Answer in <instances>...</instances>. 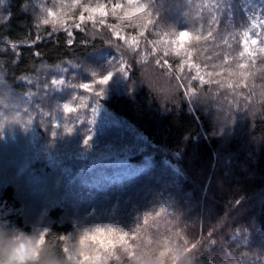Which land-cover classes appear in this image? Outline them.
I'll return each mask as SVG.
<instances>
[{
	"label": "rangeland",
	"instance_id": "374dc122",
	"mask_svg": "<svg viewBox=\"0 0 264 264\" xmlns=\"http://www.w3.org/2000/svg\"><path fill=\"white\" fill-rule=\"evenodd\" d=\"M162 1L145 0L149 3L153 13L155 21L153 27L157 31H180L169 15H162L163 11L159 8V2L162 3ZM29 4L36 32H38L37 38H39L34 42H39L43 39L41 33L47 30L39 26V21L44 16L43 9L53 6L52 0H30ZM2 5L3 3L0 4V19H5L6 14L3 13ZM244 7L247 10V24L245 27L238 25L234 27L235 36H229L233 39H227L229 44L225 45L223 51L221 47L213 48L212 40L201 41L199 45L193 44L190 49L192 52L191 62L201 66V75L206 80L212 79L220 82L209 85H201L198 81L192 83H195L198 90L207 88L213 94L220 95L226 108L246 106L249 103V99L246 97H250L251 103L258 107L259 101L264 99V95H262L264 94V79L259 78L261 72H264V64L259 62L258 69H252V71H257L258 75L257 77H248V87H235L234 89L227 87L229 83L236 85L237 81L242 79L239 75L240 70L235 67L239 62L238 53L242 50L239 46L240 31L248 28L249 21L254 16L264 18V0H245ZM108 25H116L115 32L125 36L128 43L125 44L124 41L117 40ZM84 27L90 36L103 39L109 45L114 46L115 54L112 57H107L108 53L93 56L90 59L93 61L89 62L90 66L87 65L85 68L70 62H63L53 68L43 67L42 75L46 83L43 85V92H39L38 95H35V89H38L40 79L34 81L35 77H29L26 80V83H30L34 89L33 92L24 94L21 99L17 97V94H13V91H9L6 87L3 88V83H0V229H12L9 215L15 213V210L11 204L6 203L2 196L4 188L11 186L25 221L36 225L42 234L52 222L48 216L49 212L59 204L65 205L64 216L74 224L72 237L75 236V240L70 239L69 242L75 255L73 260L77 264H102L112 259L115 260L117 256H121L124 245L130 246L129 250H138L139 253L144 249L147 255L157 249L158 245L162 246L161 250L167 251L166 245L169 244V241L171 244L168 245V251L171 259L169 258L168 262L171 264L173 255L179 253L180 255L173 259L172 263L177 264L178 260L184 259L183 254L186 250H183L185 249L183 244L190 243L187 237L183 236L185 234L183 227L186 224L184 218H188V215L194 210L188 208V204L194 205L198 201L200 209L195 206L194 208H198L199 211L193 215L197 212L200 215L205 199H199L196 193L187 191L193 189L194 184L190 180L189 185L186 186L187 190L178 192L175 198H161L160 196L159 199H156L155 192L149 189L141 192L144 194L148 192L150 195V200L145 201L146 208H142L138 200L132 199L116 213L118 205L114 207H110V205L114 203L115 198L121 197H118L116 193L114 195L107 194L111 184L113 185L115 182L120 184L123 181L131 180L139 174L149 171L157 162L162 165L164 171L169 169L176 180L179 176H184V173L174 162L173 158L176 157V154L172 158L169 152L154 147L129 123L115 116L100 104L101 99L108 98L110 95L130 92L133 94L141 85L147 87L143 82L146 79L165 82L168 77L157 75L161 70L155 65L152 46L143 37H139L135 29L123 26L122 21H117L110 15L105 25L97 23L93 26L88 23ZM189 29L191 30V28ZM133 35H137L139 40L140 55L132 61L125 59L124 63H121L123 59L120 56L121 52L135 46L131 41ZM48 36L50 35L45 34V37ZM152 39H157V37H152ZM205 50H208L209 56H212L213 59L209 60V56L204 58ZM225 54L229 56V64L220 67ZM105 57L108 61L105 60ZM168 59L173 65V82H175L176 74H186L187 76L196 74V68L189 69L187 67V57H184L186 65L183 70L179 69L178 58L170 56ZM124 64H127L128 67L121 71ZM133 64L139 67L141 83L132 80ZM212 65H216V67L213 68ZM226 68L235 74L230 75L225 71ZM153 69L156 71L153 72ZM207 71L221 72L222 75L209 78L206 75ZM109 72H112L113 75L108 83L103 86L99 84L95 86L94 92L100 91L101 95L97 96L94 93L89 95L80 89L79 85L91 84ZM52 80L63 81V83L52 85L50 83ZM185 83L188 84L189 80L185 79ZM164 87H167L166 83H164ZM181 93L192 110L196 111L197 108H200L206 110L205 113L211 114L213 125L218 128L216 132L223 138L231 137L233 133L245 128L247 121L250 120L238 112L231 121H228L216 111V106L213 103H206L201 97L188 96L186 89H181ZM169 95L172 97L176 93L173 90ZM82 98L87 101L88 107L66 117L63 114L62 106L78 104L80 103L79 99ZM167 100V98L164 99V101ZM53 124L58 127L53 128ZM66 126L71 129L70 135L65 134ZM115 130L119 132L114 133ZM53 133L55 136L52 135ZM137 156L141 157L139 163L131 160ZM33 163L34 166L30 169L28 164ZM42 166L46 169L49 168L51 172L57 171L58 175H61L59 182L54 181L56 178L48 177V175H43L42 178ZM85 172H87L86 177L81 179ZM78 177L79 181L81 179L80 182H85L92 189L88 194L89 198H84L81 194L84 188L75 186ZM74 189L78 192L77 197H72ZM98 191L105 193L99 194ZM193 191L195 190L193 189ZM92 197H96V199ZM133 197L135 196L132 195L129 198ZM72 198H76V200L74 201L75 205L71 207L68 203ZM133 200L136 202L134 203ZM211 202H214L212 198H208L205 201V207L210 206ZM156 212H159L160 215L157 216ZM200 220H203L202 216ZM97 228H110L115 231L112 234L107 231L100 234L95 233L94 230ZM180 228H182V233L179 232ZM127 232L129 234L121 241L120 236ZM85 233L89 236L94 234L95 240L86 239ZM235 234L246 235L244 231H236ZM4 235L5 238L12 237V244H21L28 249L31 246L30 241L21 239L17 233L13 235L10 232ZM37 236L39 235L37 234ZM82 239L84 240L83 244L80 243ZM174 240H177L174 246L180 244L181 248H178V251L173 249L172 242ZM105 251L112 252L111 259L103 256ZM216 253L217 251H214V255ZM97 256H100L101 259L97 260ZM84 257H90V259ZM204 260L195 261V263L193 259L186 258L180 264H208ZM256 261L258 262L256 264H264L261 259ZM209 264L221 263L216 261Z\"/></svg>",
	"mask_w": 264,
	"mask_h": 264
},
{
	"label": "trees",
	"instance_id": "16d2710c",
	"mask_svg": "<svg viewBox=\"0 0 264 264\" xmlns=\"http://www.w3.org/2000/svg\"><path fill=\"white\" fill-rule=\"evenodd\" d=\"M29 3L30 0H4L1 7L6 18L0 19V83H3V88L6 87L13 91V94H17L18 98L21 99L24 94L33 92L31 84L26 83L29 77H35L34 81L40 79L35 95L43 92V85L46 83L42 75L43 67L53 68L63 62H70L85 68L87 65L90 66L89 62L93 61L90 60L93 56L108 53L107 57H112L115 54L114 46L103 39L90 36L87 32L75 33L71 47L66 45L68 37L63 31L45 37V34H48L46 30V33H41L43 39L34 42L38 32ZM159 3L162 15H169L180 30L188 28L193 30L199 27L206 35L211 16L217 17L218 33L209 40H212L213 48L221 47L222 51L228 43H225V39H233L229 36H235L234 27L236 25L245 27L247 24L245 0H163ZM205 3H212L214 6L210 9L204 8L202 5ZM196 17L202 19H195ZM209 55L208 50H205L204 58ZM140 78L139 67L133 64L132 80L141 83ZM130 93L110 95L101 99L100 104L129 123L154 147L169 152L172 158L176 154L174 162L179 165L186 177L179 176L176 180L169 169H165L168 171L165 172L162 165L154 163L149 171L131 180L111 184L107 194L116 193L121 198H115L110 207L118 205V209L115 210L118 213L125 203L136 199L142 208H146L145 201L150 200V195L148 192L146 194L141 192L151 189L155 192L156 199L160 196L171 199L175 198L178 192L187 190L186 186L191 180L195 191L193 189L187 191L194 192L199 199L205 200L200 215L198 212L193 215L200 209L198 201L194 205L188 204V208L194 210H191L188 218H184L186 224L183 233L187 234L190 241L186 243L191 244L193 236H199L201 230L206 236L210 234V240L214 242L202 247L199 258L193 262L205 259L204 262L208 264L216 261L221 264H239V260L243 258L244 245L247 246L249 253L255 254V261L261 259V254H264V115L254 123L251 119L248 120L245 128L233 133L231 137L223 138L217 134L218 128L213 125L211 114L197 107L196 111L192 110L182 93L172 97L168 95L167 101L144 85L133 94ZM131 160L139 163L141 157L137 156ZM33 166L34 163L28 164L30 169ZM54 172L42 166V178L43 175H48L59 182L61 175L59 176L57 171ZM86 175L87 172L81 179ZM80 181L78 177L75 186L84 188L81 194L84 198H89L88 194L92 189ZM132 195L135 197L130 199ZM2 196L7 204L12 205L15 213L9 215L12 229H0V264H77L73 260L75 255L69 242L74 232V224L64 216L65 205L59 204L49 212L48 216L52 222L42 234L36 225L25 221L11 186L4 188ZM77 196L78 192L74 189L72 197ZM208 198H212L214 202L205 207ZM75 200L76 198H72L67 203L72 207ZM195 206L199 209L194 208ZM201 216L203 220H200ZM236 231H244L246 235H236ZM10 232L30 241V248L12 244V237L5 238L4 235ZM179 232L182 233V228ZM45 235L48 237L47 243ZM60 237L65 239L60 241ZM176 242L177 240H174L172 245L174 246ZM57 245L61 249V254L65 255V260L57 259L51 254V248ZM158 248L160 251L162 246L158 245ZM178 248H181L180 244L173 247L175 251H178ZM65 249L70 250L69 255L64 253ZM214 251H217L215 255ZM226 253H234L237 258L226 259ZM140 255L149 259L138 261L137 264H159V261L147 255L144 249ZM156 255L159 256V252ZM179 255L176 253L173 259ZM183 257L186 259L185 253ZM184 259L178 260L177 264L184 262ZM102 264H122V261L120 256H117V259ZM167 264H170L168 260Z\"/></svg>",
	"mask_w": 264,
	"mask_h": 264
},
{
	"label": "snow or ice",
	"instance_id": "6c2138e0",
	"mask_svg": "<svg viewBox=\"0 0 264 264\" xmlns=\"http://www.w3.org/2000/svg\"><path fill=\"white\" fill-rule=\"evenodd\" d=\"M3 3V0H0V4ZM52 7L43 9L44 16L39 21V26L48 30V35H56L60 31H63L68 39L66 40V45L71 47L74 43L73 37L77 32H86L87 29L84 27L86 24L91 23L95 26L97 23L100 25H105L107 18L111 15L115 20L122 21L123 26L127 28L135 29L139 37H143L148 44L152 46V52L155 58V65L161 71L157 75L164 77L167 76L168 79L165 82L156 81L152 79H146L143 81L147 87L152 90L154 93L158 94L162 98L166 99L168 95L174 90L176 95L181 93V89H186L188 96L190 97H201L207 102L213 103L216 107V111L223 116L226 120L231 121L232 117L238 112L244 114L248 119L254 123L256 120L260 119L261 115H264V99L259 101L258 107L251 103V98L249 103L244 107H225L224 102L220 99V95L213 94L211 91L204 89H197L195 83L198 81L201 85H209L212 83L219 84L218 80L205 79L200 73V65L192 63V52L190 49L193 47V44H198L201 41L209 42L210 37H215L218 33V21L217 17L211 16L209 21L210 27L205 35L201 28L196 27L193 30L185 29L180 31L170 30V31H157L153 25L155 21L153 20V13L150 10L149 3L145 0H52ZM214 5L212 3H205L202 5L204 8H211ZM195 19H202V17H196ZM214 25L215 27H212ZM109 30L114 32L115 38L117 40L124 41L125 44L128 43V40L125 36L119 35L118 32H115L116 25H108ZM137 35L131 37L132 44L134 47H129L127 50L122 51L120 56L123 58L121 63H124V60L132 61L137 56L140 55L139 49V40ZM240 40L239 46L240 50L238 53L239 62L236 63L235 67L239 69V75L242 78L241 81H237L236 85L232 83L228 84L229 89H234L235 87H248L247 79L248 77H257V71H252V69H258V62L264 64V18H259L254 16L249 21L248 28L240 31ZM152 37H157V39H152ZM39 39V38H34ZM225 43L227 40L225 39ZM162 46V47H161ZM129 53L131 54L129 56ZM183 54V55H182ZM178 58L179 69L183 70L186 61L184 57H187V67L189 69L196 68V74L187 76L176 74L173 82V65L172 62L168 59L169 57ZM209 60L213 59L212 56L208 57ZM235 59V58H234ZM144 62V61H140ZM229 64V56L225 54L223 57V62L220 67ZM128 67L127 64H124V68L121 71L126 70ZM213 68L216 65H212ZM156 69H153L155 72ZM230 75L235 74L230 69H225ZM113 73L109 72L106 75L100 77L98 80L93 81L91 84H81L79 85L80 89L84 92L92 95L93 93L97 96L101 95L100 91H95L96 84L101 86L106 85L111 79ZM206 75L211 78L214 76L222 75L221 72L217 71H207ZM264 79V72H261L260 77ZM185 79L189 80V83H185ZM52 85L58 83H63V81L52 80L50 82ZM164 83L167 84V87H164ZM264 95V94H262ZM80 103L69 105L64 104L62 106L63 114L67 117L73 113H79L82 109L88 107L87 101L82 98L79 99ZM53 128L58 127V125L53 124ZM71 134V129L66 126V133ZM55 136V133L52 134ZM156 215L159 216L160 213L156 212ZM178 218V217H177ZM179 219V218H178ZM95 233L103 234L107 231L109 234H112L115 230L106 228V229H95ZM214 231V230H213ZM129 233H124L120 236V240L123 241L125 236ZM187 237V234L183 235ZM48 237L45 235V241L48 242ZM86 239L95 240V235L89 236L85 233ZM65 237H60L59 240L63 241ZM74 241L75 236L71 237ZM80 243H84V240H80ZM214 243L210 240V234L207 236L201 230L199 236H193L191 244H184L183 247L186 249L185 257L188 259L197 260L199 258V252L202 247ZM171 242L169 241L170 245ZM159 251V248L150 253L151 258L159 261V264H167V260L170 258L169 251ZM124 250L120 256L122 264H137L138 261L144 260L147 261L149 257L140 255L138 250H129L128 245H124ZM51 254L60 260H65V255L61 254V249L59 245L51 248ZM159 252V256L156 253ZM64 253L70 254L69 249H65ZM243 258L239 260V264H256L255 254L249 253V250L246 245L243 246ZM104 257L111 259L112 252L105 251L103 254ZM85 259H90V257H84ZM226 259L232 258L236 259L234 253H226ZM97 260H100L101 257L97 256ZM171 259V258H170ZM261 260L264 261V254H261Z\"/></svg>",
	"mask_w": 264,
	"mask_h": 264
}]
</instances>
